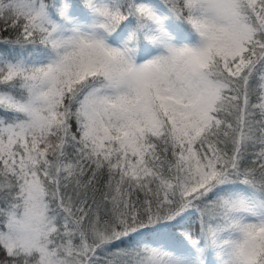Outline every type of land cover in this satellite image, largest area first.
<instances>
[{"label": "snow or ice", "instance_id": "6c2138e0", "mask_svg": "<svg viewBox=\"0 0 264 264\" xmlns=\"http://www.w3.org/2000/svg\"><path fill=\"white\" fill-rule=\"evenodd\" d=\"M0 264H264V0H0Z\"/></svg>", "mask_w": 264, "mask_h": 264}]
</instances>
